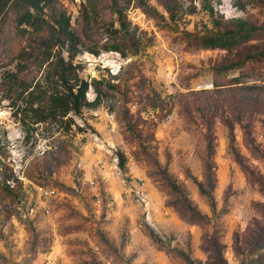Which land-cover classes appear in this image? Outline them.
Listing matches in <instances>:
<instances>
[{"label":"rangeland","instance_id":"obj_1","mask_svg":"<svg viewBox=\"0 0 264 264\" xmlns=\"http://www.w3.org/2000/svg\"><path fill=\"white\" fill-rule=\"evenodd\" d=\"M180 1L184 13L168 24L131 3L141 40L124 57L98 49L113 42L114 13L88 8V21L85 0H55L80 34L81 76L110 88L68 122L26 125L0 90V264H186L178 251L210 264L217 242L227 264H264V57H251L264 50V30L230 51L190 48L185 32L216 27L201 0ZM211 3L220 27L264 26V0ZM3 20L0 81L25 44L12 13ZM208 157L214 208L198 186ZM169 179L206 219L180 216Z\"/></svg>","mask_w":264,"mask_h":264},{"label":"trees","instance_id":"obj_2","mask_svg":"<svg viewBox=\"0 0 264 264\" xmlns=\"http://www.w3.org/2000/svg\"><path fill=\"white\" fill-rule=\"evenodd\" d=\"M152 0H85L82 4V12H85L87 20L90 15L88 8L97 14L100 11L114 13L115 21L110 27V36L113 42L105 44L98 49L113 50L122 56L134 55L140 44L138 27L128 19L126 10L131 3L140 8L148 16L156 21L168 24V20L175 22L184 13L180 0H156L164 12L155 6ZM201 6L212 18L216 29L203 33L185 32L186 42L193 49H221L230 51L253 38L264 26L250 24L245 19H237L232 26L220 27V21L215 17V7L211 0H201ZM55 0H0V20H3L8 12L12 13L16 33L21 36L25 44L17 54V62L13 70H7L0 81V90H4V97L9 98L15 114L24 125L47 122H68L70 113L79 114L84 107L100 104L105 93L101 85L109 89L110 85L104 79H93L89 82L80 74L81 65L76 57L82 52L80 34L71 23V16L64 10L55 8ZM191 10L190 12H193ZM4 21V20H3ZM218 27V28H217ZM135 48L134 50H131ZM127 50H130L127 51ZM91 52L97 53V49ZM264 57L261 50L251 57ZM240 61L221 65L216 70L222 72L230 67L240 64ZM92 85L96 92L94 100H88L87 92ZM128 115V112H126ZM65 117H67L65 119ZM131 120V119H130ZM129 131H133L134 123L126 121ZM236 160L244 165L240 154L233 151ZM118 164L121 169L126 168L127 156L118 151ZM211 159V156H210ZM206 158L204 181H198L199 190L210 199L214 208L212 190L215 186L214 163ZM251 175V174H250ZM264 190L261 181H257ZM168 184L179 193V198L173 205L178 207L180 216L192 222L206 219V215L198 211L182 195L181 189L176 182L168 180ZM156 242L160 239L151 232ZM262 247H264V239ZM172 250V249H171ZM175 250V249H173ZM186 264H196L195 261L182 251H178ZM210 264H227L222 254L220 242L210 251Z\"/></svg>","mask_w":264,"mask_h":264}]
</instances>
